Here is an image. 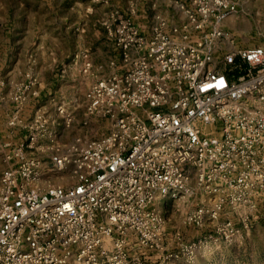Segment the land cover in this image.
<instances>
[{"label":"built area","instance_id":"obj_1","mask_svg":"<svg viewBox=\"0 0 264 264\" xmlns=\"http://www.w3.org/2000/svg\"><path fill=\"white\" fill-rule=\"evenodd\" d=\"M169 3L182 18L147 32L119 14L103 22L118 59L86 89L84 108L109 121L106 133L63 144L42 128L45 153L25 152L32 133L6 153L0 264H122L127 239L151 245L163 227L155 202L199 189L198 223L222 211L221 189L262 186L264 43L241 45L222 26L237 0ZM44 173L57 182L42 183Z\"/></svg>","mask_w":264,"mask_h":264},{"label":"rangeland","instance_id":"obj_2","mask_svg":"<svg viewBox=\"0 0 264 264\" xmlns=\"http://www.w3.org/2000/svg\"><path fill=\"white\" fill-rule=\"evenodd\" d=\"M237 2L238 11L222 26L241 45L264 43V0ZM112 13L145 32L159 18H182L169 0H0V172L10 165L6 153L29 133L36 139L25 147L27 155L45 153L49 135L42 136V128L46 133L55 128L54 139L63 144L107 132L108 120L85 113L84 93L118 59L103 26ZM20 87H27L23 99L15 100ZM35 118L45 120L42 127L32 125ZM54 176L44 173L42 183L50 178L56 183ZM220 191L222 211L215 217L202 214L198 223L195 212L206 207L199 189L162 208L155 202L163 227L153 233L151 245L127 239L122 264H264V182Z\"/></svg>","mask_w":264,"mask_h":264}]
</instances>
